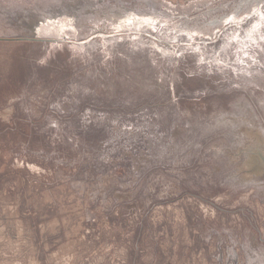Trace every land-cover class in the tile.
I'll return each mask as SVG.
<instances>
[{
  "label": "rangeland",
  "instance_id": "1",
  "mask_svg": "<svg viewBox=\"0 0 264 264\" xmlns=\"http://www.w3.org/2000/svg\"><path fill=\"white\" fill-rule=\"evenodd\" d=\"M242 2L0 0V264H264Z\"/></svg>",
  "mask_w": 264,
  "mask_h": 264
},
{
  "label": "snow or ice",
  "instance_id": "2",
  "mask_svg": "<svg viewBox=\"0 0 264 264\" xmlns=\"http://www.w3.org/2000/svg\"><path fill=\"white\" fill-rule=\"evenodd\" d=\"M222 7H229V5H223ZM248 7L249 9H251V4L250 3H241L239 5L236 6L235 8V12L233 15H228L227 17H223L221 18V23L223 24H229V23H235L236 22V17L240 15V12L245 8ZM253 17H259V20L261 23H257V24H253L252 29L249 31L248 33V39H252V35L253 33H255L257 31L258 28L260 27H264V12H257L255 9H251V11L249 12V16L248 17H242L241 19H248L251 20ZM140 17H135V20H140ZM133 18H128L126 19L123 23H127L129 25L133 24ZM144 23L148 24L149 26L155 28V24L159 23V21H153L151 18H144ZM184 35H188L187 32L183 33ZM198 32L197 31H192L191 35H197ZM237 36H239V33L236 34ZM191 38V36L189 37ZM260 40L264 41V36H260L259 37ZM255 42V41H253ZM198 51V50H197ZM244 52V56L248 57L250 59L253 60V62L255 63V59L253 57H249V53L247 51L241 50ZM237 62L240 64H244L245 61L243 59H239L237 58ZM217 63H223L222 61L217 60Z\"/></svg>",
  "mask_w": 264,
  "mask_h": 264
}]
</instances>
